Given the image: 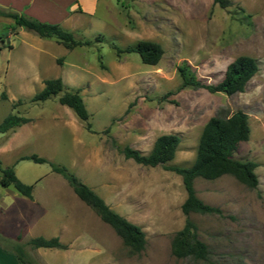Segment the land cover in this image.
Masks as SVG:
<instances>
[{
    "label": "rangeland",
    "instance_id": "1",
    "mask_svg": "<svg viewBox=\"0 0 264 264\" xmlns=\"http://www.w3.org/2000/svg\"><path fill=\"white\" fill-rule=\"evenodd\" d=\"M226 1L220 7L213 0H102L97 13L107 23L102 36L85 39L80 29L73 31L75 39L90 40L91 45L71 50L52 42L44 46L42 77L64 76L58 64L66 59L64 91L79 90L90 114V130L66 113L68 107L58 102L60 94L32 101L25 80L6 73L7 61L15 60L26 34L37 35L0 16V46L13 45L0 51V122L19 106H32L29 114L41 115L32 134L22 137L16 126L0 133V167H12L22 182L33 186L29 199L0 184V208L26 199L41 210V222L24 238L0 236L1 244L22 245L28 264H264V0ZM139 40L161 45L158 63L144 64L138 53L116 54L112 47L125 48ZM240 55L258 63L243 91L229 95L181 85L180 67L186 66L205 84H216ZM237 110L248 115L250 133L233 157L257 163L258 183L250 187L228 174L213 180L196 177V196L220 213L191 211L185 216L181 176L160 165L143 166L122 153L130 146L146 154L159 135L173 133L180 142L168 164L189 166L208 119ZM30 154L47 161L20 159ZM50 162L65 166L112 210L138 225L145 234L144 248L137 252L125 245L51 170ZM186 218L206 245L205 258L172 253V239ZM64 225L69 231L59 241L66 249L27 243L38 235L52 237ZM76 234L87 236L86 246L74 239ZM85 247L88 253L82 251Z\"/></svg>",
    "mask_w": 264,
    "mask_h": 264
},
{
    "label": "trees",
    "instance_id": "2",
    "mask_svg": "<svg viewBox=\"0 0 264 264\" xmlns=\"http://www.w3.org/2000/svg\"><path fill=\"white\" fill-rule=\"evenodd\" d=\"M213 4L225 7L227 1L213 0ZM0 16L12 18L16 26L25 27L40 37H55L57 42L67 49L91 45L90 40L75 39L72 32L63 29L56 23L41 22L3 7H0ZM112 47L115 49L116 54L138 53L141 62L147 65L158 63L163 54L161 45L152 40H139L125 48L116 45H112ZM257 70L258 63L255 58L240 55L227 65L223 79L216 84L201 82L189 72L186 66L180 67L179 73L182 86L204 87L210 92H224L230 95L243 91L248 80ZM57 95H59L58 102L69 107L90 130V114L79 94V90L64 91V84L60 77L45 79L44 87L32 96V101H44ZM27 121L28 118L17 113H9L0 122V133H4ZM249 133L248 115L244 111L237 110L225 118L214 116L208 119L199 137L195 159L189 166L168 164L174 158L180 142V137L173 133L159 135L155 139L151 150L146 154L130 146H124L122 153L126 159H132L143 166L154 167L160 165L165 170L180 175L186 191V198L181 204V211L185 216L191 211L220 213L218 207L206 204L196 196L193 181L196 177L213 180L228 174L247 186L256 187L258 183L257 174L255 173L257 163L252 160H239L233 157L239 142L247 140ZM20 159L31 160L35 163L47 161L46 158L36 154L23 156ZM50 166L53 172L58 173L67 181L79 199L90 206L102 221L114 229L125 245L137 252L144 248L145 234L138 225L112 210L97 193L79 180L65 166L52 162H50ZM0 171V184L3 187L11 185L19 194L32 198L33 186L22 182L16 176L12 167H0ZM194 229V224L186 218L184 227L177 231L172 239L171 249L173 255L183 257L192 253L197 258H205L206 245L196 238ZM27 243L34 248H66V245L61 243L57 237L36 236L29 239ZM13 250L23 264H28L22 245L17 244Z\"/></svg>",
    "mask_w": 264,
    "mask_h": 264
},
{
    "label": "crops",
    "instance_id": "3",
    "mask_svg": "<svg viewBox=\"0 0 264 264\" xmlns=\"http://www.w3.org/2000/svg\"><path fill=\"white\" fill-rule=\"evenodd\" d=\"M101 1L102 0H0V7L41 22L59 24L62 28L72 33L74 30L80 29L85 39H89L90 36L95 39L96 36H102V32L107 26V23L97 14ZM14 26L16 28L22 27L16 26L15 24ZM11 35L12 33L8 32L7 38L10 39ZM26 35H28V38L22 42L21 51L16 55L15 60L12 62L7 61L6 73L10 72L16 77L25 80L26 85L29 87L28 94L33 96L44 87V80L48 79L42 77L40 73L41 54L43 53L44 46L50 42L56 43L57 45L62 44L57 42L55 37H40L37 34V36L31 34ZM5 48L13 49V45L10 42L9 47L0 46V51ZM64 48L66 50H71L66 47ZM58 66L61 71L64 72V76L63 73H61L62 75L59 77L62 82L65 83L64 78L67 77L65 75L67 69L66 59L63 58L62 63L58 64ZM34 85H36L37 88L30 89V87L32 88ZM34 103L31 105H35ZM30 107L32 106H27L25 108H20L19 106L17 110L18 115L28 118L27 122L16 126L17 130L22 133V137L27 134H32L37 127L34 123L35 120L41 119L40 114H29ZM64 109L69 116L75 119L76 115L69 107ZM54 117L55 116H52L51 119H54ZM16 200L0 208V236L5 240H17L18 237L24 238L23 234H25L27 230H31V228H34L35 225H39L41 222V210L36 202H29V200L26 199H24L23 202L22 200L19 202L20 199ZM68 231L69 227L64 225L54 230L52 237H57L61 240V238L63 239V237L67 235ZM74 239L79 241L81 245L86 246L85 242L88 238L87 236L76 234ZM50 249L58 250L59 248ZM88 250L89 249L85 247L82 251L88 253ZM0 264L23 263L17 258L13 248L0 243Z\"/></svg>",
    "mask_w": 264,
    "mask_h": 264
}]
</instances>
